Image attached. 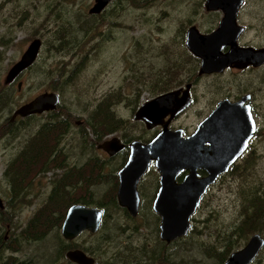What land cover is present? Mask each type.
<instances>
[{
	"label": "rangeland",
	"instance_id": "rangeland-1",
	"mask_svg": "<svg viewBox=\"0 0 264 264\" xmlns=\"http://www.w3.org/2000/svg\"><path fill=\"white\" fill-rule=\"evenodd\" d=\"M204 1L155 0L143 5L142 0H134V6L130 1L115 0L101 16L93 18L89 10L93 7L94 0H0V40L7 41L9 45L7 49L0 45V55L3 58L0 62V92L7 86L5 79L8 71L30 43L37 38L43 41L34 69L24 72L18 80L23 83L22 90L18 93L14 88V102L5 110H1L3 105L0 107V198L7 201V208L8 203L16 207L12 209L15 212L12 216L14 228H17L15 234L43 206L51 185L49 179H41L36 187L38 190H35L38 195L30 197L29 194V202L20 205L19 201L13 199L11 186L4 178V172L14 154L32 144L38 125L47 116L32 119L31 129L17 138V144L11 153V150L4 152L1 144V128L4 127L2 124L5 119L37 95L51 91L60 94L61 109L66 108V115H72L74 124L75 121L88 119L97 101L110 93L119 94L122 91L132 103L138 95V102L144 103L149 97V90L153 89L155 79L172 80L176 79V74L183 77L189 67L196 65L184 45L186 29L189 25H195L201 32L207 29L212 31L221 18L220 14L208 15L203 7ZM247 1L248 5H258L255 1ZM91 28L94 30L89 32ZM87 29L86 34L83 30ZM58 32L65 36L66 41L73 40L76 48L70 52H56L53 47L61 44L54 40L59 35ZM252 41L259 44L264 38H252L250 42ZM64 46L68 48V43ZM74 67L81 69L74 75L73 83L70 86L62 85L65 77L60 74H67L69 77ZM143 80L145 81L141 87L138 81ZM219 83L220 77H202L195 91L198 104L193 109L205 108L210 101H215L219 97ZM54 86L59 87V90H54ZM137 91L139 92L135 95ZM259 97L263 99L260 94ZM129 101L123 103L118 111L130 121V130L134 136L148 139L151 132L144 133V127L134 123ZM192 110L174 122L173 126L183 128L188 134L200 120ZM260 127L262 133L253 143L256 155L254 161L246 162L241 176V167L228 170L226 176L209 190L192 216L189 233L180 241H174L166 250L168 264H217L213 252L225 245L222 238L225 235L228 237L234 227L242 222L245 207L243 198L264 194V120ZM77 131L78 128L73 126L72 132L63 138L61 144L69 150V159L77 160L79 165L84 163L83 171L85 162L89 159L90 166L93 167L89 168V173L95 178L100 167L95 166L93 153L78 142ZM118 165L119 162L107 166L102 170L100 182L95 180L103 185L91 188V192L97 195L96 199L99 200L105 190L110 189L112 176L117 172ZM156 175L155 170L151 171L140 184L142 200L140 199L139 214L135 220H130L123 210L115 211L112 208L109 209V219L96 236L85 233L78 239L80 246L92 251L98 250L99 255L105 256L104 259L120 256L114 263L102 259V264H123L126 259L130 264H136L139 257L134 260L133 254L137 247L162 248L158 236V216L151 209ZM258 226L259 231L252 235L259 234L264 238V226L262 223ZM14 233L11 231L9 236ZM252 235L238 241L239 247L234 251L241 250ZM58 236V231H50L41 240L31 239L29 235V239L21 244L22 253L17 254L16 258L32 259L33 264H55L57 261V264H61L58 251L62 246H59L61 243ZM155 262L159 264L163 261ZM254 264H264V248Z\"/></svg>",
	"mask_w": 264,
	"mask_h": 264
},
{
	"label": "water",
	"instance_id": "water-1",
	"mask_svg": "<svg viewBox=\"0 0 264 264\" xmlns=\"http://www.w3.org/2000/svg\"><path fill=\"white\" fill-rule=\"evenodd\" d=\"M113 0H94L90 15H100ZM166 1V0H163ZM243 0H206V11L220 10L223 17L218 27L210 34H201L194 26L186 32L185 46L200 59L199 74L220 73L230 65L245 64L247 59L261 64L264 49L259 51L240 50L236 39L241 32L236 24V14ZM42 40H33L21 58L10 68L6 83L19 78L38 61ZM230 46L229 53L222 54L224 46ZM246 59V60H245ZM20 83L19 87L21 88ZM188 88V86H187ZM179 90L167 92L140 105L133 119L144 123L146 129L161 126L162 130L148 143L134 141L125 167L119 172L118 201L132 217L140 207L138 185L151 164L159 174V189L154 197L152 210L160 218L159 239L167 245L185 237L191 228V217L199 206L202 195L214 184L246 147L253 134L254 125L248 111L243 114L237 105L218 107L197 126L193 135L183 137L182 130H170L168 124L190 103L189 93L178 98ZM61 98L55 92H45L18 108L14 117H30L57 110ZM169 119L164 121V117ZM242 119V125L240 120ZM243 126V127H242ZM207 144V145H206ZM124 147L119 140L104 142L100 148L110 155ZM197 169H203L207 176L198 178ZM187 171L181 182L177 178ZM0 208L3 202L0 199ZM104 211L86 205L72 206L62 226V236L73 240L84 232L92 234L101 229ZM264 240L254 234L241 248L231 252L223 264H251L262 247ZM67 257L78 264H94V259L82 250L70 251Z\"/></svg>",
	"mask_w": 264,
	"mask_h": 264
},
{
	"label": "flooded vegetation",
	"instance_id": "flooded-vegetation-1",
	"mask_svg": "<svg viewBox=\"0 0 264 264\" xmlns=\"http://www.w3.org/2000/svg\"><path fill=\"white\" fill-rule=\"evenodd\" d=\"M114 1L115 0H113L110 3V5ZM166 1H168V0H166ZM205 1H204V4H205ZM252 1L253 2L255 1L256 4H258V5H248V1L243 0L242 5L239 7L237 14H236V24L239 28H241V32L236 39L237 47L240 50L241 49L242 50L248 49L249 52L251 50L259 51V50L264 49V41L259 43V44L257 42L254 43L253 41L250 42L252 38H256V37L257 38H264V0H252ZM204 4H203V7H204ZM260 6H262V8L259 9ZM108 7L103 12H105L108 9ZM247 7H250V9H247ZM204 10H205V7H204ZM206 13L208 15L217 14L218 16L220 14L221 18L219 19V22H218V25H219V23L223 17V14L220 10L206 11ZM101 15L102 14L93 15V16L99 17ZM218 25H217V27H218ZM192 26L197 28V26H195V25H189V27L186 29V31L184 33V39H186L187 30ZM214 30L210 31V29L209 30L207 29L205 32H201L198 29V31L204 35H208V34L212 33ZM184 45H185V40H184ZM187 51H188V49H187ZM229 51H231L230 46L226 45L223 47L221 52H222V54L225 55V54L229 53ZM188 55H189L190 59H192L194 61V64H196V65L195 66L192 65L191 67H189L188 70L186 71V74L183 75V77H182V75L176 74V79L173 78L172 80L162 81L159 79H155L154 84H152V86H157V87L161 86L162 87L163 84H168L171 86V88L167 91H161L159 89H154V90L153 89H151V90L147 89V90H149V92H148L149 97L147 98V101L154 99L155 97L160 96L162 94H165L167 92L176 91V90H179L178 98H181V97H183L184 93L186 91H188L189 99H190L189 105L187 106V108L185 107L174 118H172L168 124V129H170V130H175V131L178 129L182 130V132H183L182 135L184 138L193 135L197 126L199 125V123H201L204 119L209 117L210 114L218 107L219 103H224L227 106L237 105L236 109H239V111L241 113H243L244 115L247 114V111H248L252 121H254L253 122V125H254L253 134L249 137L247 144H246V147L244 148L242 153L237 157L235 162L229 168V170H231L233 167H241V169L239 171V174L241 176V175H243V172H244L243 170H244V167L246 165V162H248V161L253 162L254 161V158L256 155H255V150H254L255 145L253 143L256 139L259 138L260 134L262 133V132L260 133V131H261L260 125H262V122L264 120V89H262V87H264V61L261 62V64H258V62L253 63V61H251V59H247V62L245 64L241 63V64H238L235 66L233 63V65L225 67L220 73H209V74H201L200 75L199 74L200 64H201L200 59L196 58L190 52ZM39 57H40V55H39ZM209 75L220 77V83H219V87H218L219 88V90H218L219 97L213 102L210 101V103H208L207 107L199 108V109L195 110L193 108L198 104L196 97H195L196 88L201 83V78L205 77V76H209ZM19 78L13 80L11 83H8V84L5 82V84L7 86H6V88L2 89V91H3L2 93L6 94L5 97L7 98V101L5 103L8 106H11V104L15 100V94H14L15 90L18 93H20V91L22 90L23 83L18 81ZM5 81H6V79H5ZM144 81L145 80H143L142 82L138 81V84L141 87H143L142 85H143ZM20 83L22 84L21 88L19 87ZM187 86H188V88H187ZM14 88H15V90H14ZM51 92H53V91H51ZM138 92L139 91L135 92V95H137ZM55 93H57V92H55ZM57 94H59V93H57ZM259 94L262 95L263 99H260ZM59 96H60V94H59ZM60 98H61V96H60ZM117 101H118V103H117ZM127 101H129V97L124 95L123 92L120 91L119 94L110 93V94L105 95L104 97L100 98L97 101V104L95 106V108H98L100 110L95 111V114L93 115L94 121L97 124L101 123V120H99V119H101L99 117V115L101 113H103L104 115L109 114L108 119H110L111 124L113 122L112 118L117 117L118 119H120L122 121L121 122L122 126L120 127V129L118 131H114V130L109 131L107 129H104L102 132L95 131L96 135L98 134L96 136L94 133L91 132V129L87 128L86 131L88 132V134L85 133L86 135H84L83 129H84L85 121H83V120L82 121H75L77 128H78V131H79V132L77 131V135H78V139H79L78 142L81 145L86 146V148L93 153L94 156L92 159L94 160V162L97 165H99V166L102 165L106 169L107 166L110 167V165H112L113 163L116 164L117 162H119L118 170H117V172H114L113 176H112L114 181H115V179H114L115 174H116L117 179H118L117 201H118V190H119V185H120L119 172L125 167V165L127 164L128 160H129V157L131 154V144L134 141H139V142L144 143V144L148 143L149 141H151L153 139V137H155L162 130L161 126H155L152 129H146L143 122L135 121L133 119L135 124H138L139 126L144 127V129H145V131H143L144 133L145 132H151V136L148 138L149 140L141 138V136L140 137L136 136V135L134 136L130 130L131 129L130 121L123 116L122 112L118 111V108L121 105H124L123 103H125ZM147 101H144V103ZM60 105H61V102H60ZM140 105H138L137 109H139ZM20 107H18V108H20ZM137 109L133 112V116H134L135 112L137 111ZM16 110L11 114L10 117L6 118L5 123L2 124V125H4V127L1 128V130H2L1 133L3 134V139L1 141V144L3 146L4 152H6L7 150H11L10 153L12 151H14L15 146L17 144V138L21 137L24 132H28L29 129H31L30 126H31L32 119L39 117V116H42V115L43 116L46 115L47 119H48L49 115L54 112V111H52V112H47V113H43L40 115H33L30 117L22 118L19 116L14 117ZM126 110L127 109H123V111H126ZM191 110L193 112H195V116L198 117L200 120L197 122V124L195 126L192 127L191 131L188 132V134H187V132H185L183 128L176 127V126L174 127L173 123L176 122L179 118H182L184 115H187L188 112H190ZM169 118H170L169 115L164 117V121L168 120ZM47 119L44 120L41 124H39L38 127L40 125H42L43 123L47 122ZM240 122L242 125V119L240 120ZM69 137H71V136H69ZM69 137H67V139H69ZM97 138H101V140H98ZM142 139H144V140H142ZM112 140H119L120 143L122 145H124V147L121 150H119L118 152L113 153V155H110L105 150L100 148V145H102L104 142L112 141ZM144 141H147V142H144ZM30 146H28V147H30ZM62 146H63V149H62ZM28 147H26V148L24 147L25 149L22 148L18 152H16L14 154V156L9 160L8 165L13 164L16 166H20L22 164H29V163H27V160L24 159L25 156L28 155V151H27ZM60 149L62 150V152L61 153L59 152L58 154H56V156L62 155V156H64L63 158L58 159L56 157L53 159L43 160L42 161L43 165L40 166L38 169L43 168V166H49V167L47 169H42L40 171H38V169H37L38 172L36 171L32 174L30 190L28 191L27 196L29 194H31L30 197L38 195L37 192H35V190H38L36 187L39 184V182L41 181V179H49V184L51 185V187H49V194L48 195H52V193L55 190V185H56L55 183H57L59 180H61L64 176L70 177V178H72L73 176H75L76 178L83 176V165H84V163L79 165V162L77 160L73 161V160L69 159V156H68L69 150L67 149V147L64 146V144H61ZM51 161H53L54 163L52 164ZM51 167H55V168H51ZM153 170H155V172L158 173L156 171V169L154 168L153 164H151L148 171L141 178V180L139 182L138 192L140 195V199H141L140 184H142V181ZM196 172H197L198 178L202 179V178L207 176V173L203 169H197ZM228 172L229 171L227 170V172L219 175L218 178L216 179V181L214 182V184H211L207 188L205 194L202 195V197H201L198 208L200 207L201 202L203 201V198H205V195H207L209 190L214 185H216V183L224 175L226 176V173H228ZM187 173H188L187 171L181 172V174L178 176V178L176 180L177 183L181 182ZM4 174H5V172H4ZM110 175H111V171H110ZM47 176H49V178H47ZM155 181H156V185H155L156 187H154V192L151 196L152 197L151 209H152L153 201L155 199L154 197H156V194H157L158 189H159V186H158L159 185V174H157L155 176ZM16 186H17V188H15V187L10 188L11 193L15 199L21 197L23 193H26L25 190L29 189L27 187L23 190L24 186L22 184H18ZM69 190L72 193L74 191L73 187H71ZM27 196L25 198H27ZM262 196H264V194ZM0 199L3 202V208H0V210H6V208H7L6 202L7 201L5 202L2 198H0ZM118 204H119V201H118ZM74 205H83V204H74ZM74 205H72V206H74ZM119 206H120V204H119ZM88 207H96V206H88ZM96 208H98V207H96ZM121 208L123 210L126 209L123 207H121ZM198 208L196 209V211L198 210ZM139 209H140V207H139ZM196 211H195V213H196ZM127 212H128V210H127ZM34 216H35V214H32L30 216V218L28 219V221ZM65 218H66V216H65ZM65 218H64V221H65ZM192 219H193V217H191V220ZM28 221L22 227L19 228L20 230L17 232V234H16L17 236L15 237V235H14L12 237V240H10L11 237L9 236V234L11 231H12V233H14L16 231L17 228L16 229L14 228L15 225H14V227L7 225L6 229H5L4 226L2 224H0V264H16V262H17V264H20L22 262H24V264H33L32 259L20 260L19 258H16L17 257L16 255L19 253L18 252L15 253L13 251L14 248L22 249L21 244H23V242L26 240H24L23 236L20 238V233L28 225V223H29ZM64 221H63V223H64ZM159 221H160V218L158 217L157 222H159ZM62 226H63V224H62ZM159 226H160V222H159ZM61 231H62V227H61V230H60L59 236H58V239L61 241L60 242L61 244L59 246L60 247L62 246L61 248H59V251H58L59 257L61 258L60 262H62L61 264H78V263L71 261L67 257V254L70 251L82 250L81 248H78V246H80L78 239H80L83 234L87 233V234H90L92 236H95L99 232L98 231L95 234H92L90 232H84L80 236H78L77 238H75L73 240H67L62 236ZM3 235H4V237L2 238ZM158 236H159V234H158ZM14 245H15V247H14ZM8 248H10L12 250H10ZM263 248H264V246L262 247V249ZM262 249L260 250V252L262 251ZM95 252H96L95 255H90L88 252H85V253L89 257L94 259V264H102V259H104L105 256L99 255L98 250H96ZM260 252L256 256V258L253 260V263H251V264L256 263ZM119 258H120V256H112L111 259H104V260H110L109 261L110 263H114ZM148 259H150V257ZM57 263H58V261L55 264H57ZM122 263L123 264H125V263L130 264L131 262L128 259H126ZM137 263L138 264H155V261L150 259V260H147L145 263L144 262L140 263V262L136 261V264Z\"/></svg>",
	"mask_w": 264,
	"mask_h": 264
},
{
	"label": "trees",
	"instance_id": "trees-1",
	"mask_svg": "<svg viewBox=\"0 0 264 264\" xmlns=\"http://www.w3.org/2000/svg\"><path fill=\"white\" fill-rule=\"evenodd\" d=\"M130 1L134 6V0H126ZM138 1V0H137ZM155 1V0H142L143 5H148L149 2ZM93 18H96V16H91ZM94 29L91 28L89 32L93 31ZM84 33L88 32L87 30H83ZM59 35L54 37L55 42L57 41L58 46L53 47L56 52H70V50H74V43L73 40H67L65 36L61 35V32H58ZM87 34V33H86ZM43 42V41H42ZM68 48H65V44ZM0 45L4 48H8V42L5 40H0ZM43 46V43H42ZM71 48V49H70ZM39 59V58H38ZM3 61L2 56L0 55V62ZM36 64H34L30 69H34ZM79 68H73L70 71V76L68 77L67 74L60 76L65 77L62 85L70 86L73 83L74 75L78 73ZM81 69V68H80ZM79 69V71H80ZM73 76V77H72ZM171 88L168 84H163L162 87L159 86H153L154 89H159L161 91H167ZM54 90H59V87L54 86ZM139 96H136V100L132 103L131 101L128 102V104L133 108V112L138 108V105H140ZM7 101V98L4 96L2 92H0V107L3 105V109H7L8 105L5 103ZM118 103V101H117ZM61 105L58 106L57 110H55L53 113H51L47 119V122L40 125L36 132L34 139L31 141L32 145L28 147V155L25 156V160H27V163L29 164H22L20 166H16L13 164H10L7 166V169L4 174V178L8 181L10 186L13 188H16V185L22 184L24 186L23 190L26 189L21 197L16 198V202L19 201L20 205L23 204V202L28 203V197L27 196L28 191L30 190L31 180H32V174L37 171V169L43 165L42 161L45 159H53V158H62V155L56 156L59 152L61 153L62 150L60 149L61 143L63 138H65L66 135L70 134L73 130V126L77 127L76 123L72 121L73 117L72 115L67 116L66 114V108L63 110L61 109ZM96 110H100L98 108H94V110L91 112V115L88 117V119L85 120L84 123V129L83 134L86 135L88 132L86 131L87 128L91 129V132L95 133V131L102 132L104 129H107L109 131L114 130L118 131L120 127L122 126V121L120 119L112 118L113 122L111 124L110 119H108L109 114L104 115L101 113L99 117L101 119V123L97 124L94 121L93 115L95 114ZM60 112V113H59ZM74 124V125H73ZM114 124V125H113ZM79 132V131H78ZM77 133V132H76ZM86 133V134H85ZM98 135V134H97ZM96 135V136H97ZM98 140H101V138H97ZM144 140V139H142ZM149 140V139H148ZM147 140V141H148ZM144 141V142H147ZM26 148V146H25ZM24 148V149H25ZM88 162V163H87ZM53 164L54 162L51 161ZM87 163V164H86ZM31 164V165H30ZM95 166L100 167L99 174L93 178V175H90L89 168L93 169V167L90 166L89 159L86 160L83 176L76 178L73 176L72 178L64 176L61 180H59L57 183H55V190L52 193V195H48L47 200L44 201L43 206L38 209V211L35 213V216L32 217L28 222V225L24 228V230L20 233L21 236L24 237V240L29 239V235L31 236V239L35 240H41L43 239L50 231H58L60 232L64 218L67 214V211L69 208L74 204H83L86 206H96L100 209L104 210V215L102 218V225L101 229L104 227V224L106 223V220L109 219V209L115 208L114 210L117 211L123 210L117 201V183L118 179L116 174L114 175V179L111 187L109 190H105V193L102 194L101 198L98 200L97 195L95 193L91 192V188L97 186H103L100 183H96L95 180L100 182L102 179L101 174L102 170H105V167L102 165H97L95 163ZM49 166H43V168L38 169V171L42 169H47ZM55 168V167H51ZM37 171V172H38ZM92 173V172H91ZM89 174V175H88ZM88 175V176H86ZM80 179V180H79ZM73 187L74 191L73 193L70 192V188ZM16 192V191H15ZM261 195H251L243 198V203L245 206L243 211V220L240 223V225H237L234 227V229L229 233L228 237L225 235L222 240H225V245L223 247H220L218 250H214L213 253L216 255V261L217 264H223L226 259L229 257L231 252H233L235 249H237L239 246L240 240H245L248 235H252L253 233H256L259 231L261 223L264 226V196ZM21 198V199H20ZM15 199V198H13ZM20 199V200H18ZM27 199V200H24ZM105 200V201H102ZM25 203V204H26ZM8 208L6 210H0V224L4 226L6 229L7 225H10L11 227H14V222L12 219L13 214L15 213L14 208H16L14 205L8 203ZM24 205V204H23ZM11 210V211H10ZM125 215L130 220H135L136 218L131 217V215L127 212L126 209L123 210ZM139 214V213H138ZM99 230V232L101 231ZM135 231V230H134ZM34 232V233H32ZM98 232V233H99ZM15 235H11L12 237ZM96 236V235H95ZM4 235L2 236V238ZM186 237V236H185ZM184 238V237H183ZM182 239V238H180ZM180 239L178 241H180ZM102 240V239H101ZM160 240V239H159ZM176 241V240H175ZM239 241V242H238ZM160 246L162 248L155 247L154 249H149L147 246H139L135 249L133 258L134 260L139 257L138 262H146L147 260H156V261H163L159 264H168L166 261H168V257L166 256V250L170 245H172L174 242H171L170 244H165L160 240ZM60 243V241H59ZM78 248H81L83 251L88 252L90 255H95L96 252L89 248H86L84 246H78ZM15 253H22V249L20 248H14L13 250ZM147 257V258H146ZM150 257V259H148ZM171 258L173 259V256L171 255ZM174 261V260H173ZM17 264V262H16ZM24 264V262L20 263ZM52 264V263H51ZM138 264V263H137ZM156 264V262H155ZM173 264V263H169Z\"/></svg>",
	"mask_w": 264,
	"mask_h": 264
},
{
	"label": "bare ground",
	"instance_id": "bare-ground-1",
	"mask_svg": "<svg viewBox=\"0 0 264 264\" xmlns=\"http://www.w3.org/2000/svg\"><path fill=\"white\" fill-rule=\"evenodd\" d=\"M101 14H102V13H101ZM42 47H43V46H42ZM30 68H31V67H30ZM30 68H29V69H30ZM29 69H28V70H29ZM28 70H27V71H28ZM25 72H26V71H25ZM263 239H264V238H263Z\"/></svg>",
	"mask_w": 264,
	"mask_h": 264
}]
</instances>
